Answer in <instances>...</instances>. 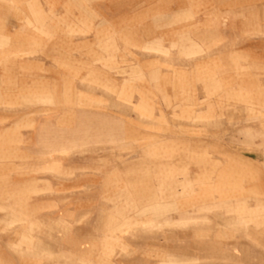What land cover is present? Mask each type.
<instances>
[{"label": "rangeland", "instance_id": "rangeland-1", "mask_svg": "<svg viewBox=\"0 0 264 264\" xmlns=\"http://www.w3.org/2000/svg\"><path fill=\"white\" fill-rule=\"evenodd\" d=\"M0 264H264V0H0Z\"/></svg>", "mask_w": 264, "mask_h": 264}]
</instances>
